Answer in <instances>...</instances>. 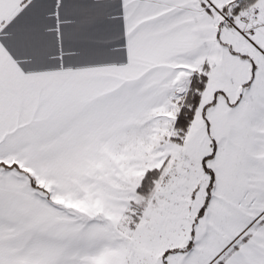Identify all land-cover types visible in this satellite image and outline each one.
<instances>
[{"label":"snow or ice","instance_id":"obj_1","mask_svg":"<svg viewBox=\"0 0 264 264\" xmlns=\"http://www.w3.org/2000/svg\"><path fill=\"white\" fill-rule=\"evenodd\" d=\"M0 264H264V0H0Z\"/></svg>","mask_w":264,"mask_h":264}]
</instances>
